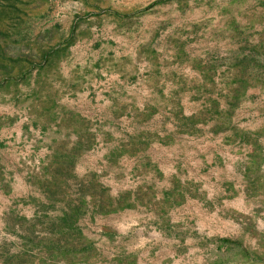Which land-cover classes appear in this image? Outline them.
Masks as SVG:
<instances>
[{"label": "rangeland", "instance_id": "rangeland-1", "mask_svg": "<svg viewBox=\"0 0 264 264\" xmlns=\"http://www.w3.org/2000/svg\"><path fill=\"white\" fill-rule=\"evenodd\" d=\"M149 66H162L167 79L178 73L194 81L205 101L209 91L216 129L231 126L238 138L243 106L257 100L264 105V0H0V182L5 191L15 188L23 172V180L47 190L38 216L27 218L22 210L30 196L11 201L0 215V264H233L240 256H264V209L257 206L264 195L261 152L231 163L232 190L247 193L249 209L233 212L232 223H225L229 229L216 220L206 238L193 215H184V232L195 245L183 248L182 261L175 256L155 261L158 244L175 234L176 225L134 232L129 239L127 232L112 229L115 218L107 216L135 201L170 205L179 200L174 195L153 201L149 193L135 191L131 201L121 188L118 199L112 197L109 183L96 180L116 172L106 161L86 168L84 176L77 166L68 176L61 164L51 168L52 179L42 175L49 145L56 153L68 152L73 135L67 129L82 128L88 145L96 136L86 129L107 121L74 118L70 107L77 104L65 101L66 95L74 99L85 79L103 81L102 91L111 90L118 81L144 78ZM56 111L63 114L59 120ZM58 126L64 136L53 133ZM257 137L250 134L248 140ZM119 174L135 177L127 167ZM188 191L202 196L197 189ZM96 211L104 213L103 223L94 219ZM147 217L164 223L158 215ZM193 255L205 260L194 261Z\"/></svg>", "mask_w": 264, "mask_h": 264}, {"label": "crops", "instance_id": "crops-1", "mask_svg": "<svg viewBox=\"0 0 264 264\" xmlns=\"http://www.w3.org/2000/svg\"><path fill=\"white\" fill-rule=\"evenodd\" d=\"M149 70L144 78L118 81L108 91H102L103 81H80L79 87L73 92L74 99L66 95L65 101L77 104L70 107L71 114L74 118L107 121L86 129L96 136L94 143L88 145L80 137L82 128L73 127V133L67 129L65 133L73 135L70 139L71 143L73 140L76 153L72 152L71 143L68 152L65 149L62 154L56 153L55 148L49 145L51 151L42 175L52 179L51 168L61 164L67 167V172L65 168L62 172L65 171L68 176L73 166L81 169V176H84L86 168L102 167L106 161L116 172L107 177L97 175L96 180L109 183L112 197L118 199L121 188L131 193V201L136 197L135 191L149 193L153 201L174 195L179 200L170 205L159 202L146 207L135 201L132 206L116 209L107 216L115 218L112 220V229L127 232L129 239L134 232L155 231L157 226L161 230L167 224L174 229L176 225L175 234L165 235L164 244H158L161 254L155 256V261H166L174 256L176 261H182L183 248L195 245L194 237L184 232L185 214L193 215L194 224H198L200 231H206L203 235L207 238L208 232L216 230V220L223 222V227L227 228L225 223H232L229 216L233 212L248 213L247 193L232 190L231 163L249 159L257 153L260 156L261 152L258 166L264 171V105L257 100L255 104L247 103L246 108L243 106L240 111L244 120L236 125L238 128L235 127V131L240 134L236 138L233 137L231 126L216 129L217 110L213 104L210 106L209 91L204 94L205 101L196 91L194 81L178 78V73L175 78L167 79L162 66L154 70L149 66ZM88 106L90 109L85 110ZM56 115V120L63 117L59 111H56ZM52 130L53 133L65 135L60 126L52 127ZM255 133L258 136L256 142H250L248 135L253 136ZM105 134L110 137L105 138ZM120 167H127L135 177L130 179L129 176H120ZM21 174L16 176L15 188L5 191L0 182V215L7 214L11 201L20 202V199L24 200L28 196L30 202L26 200L22 206L25 216L39 215L37 205L47 195V190L23 180L24 173ZM191 188L197 189L202 196L188 195ZM261 197L263 203L257 206L264 209V195ZM63 209L62 212L66 210L65 207ZM95 214L99 215L94 219L103 223L104 213L96 211ZM150 215L162 217L164 223L151 222L149 217L146 218ZM121 216H125L122 221ZM221 216H227V220ZM246 244L247 235L240 239L241 246ZM142 252L143 249L140 254ZM196 259L197 262L205 260L204 256L193 255V260ZM233 264H264V256L255 259L240 256Z\"/></svg>", "mask_w": 264, "mask_h": 264}]
</instances>
